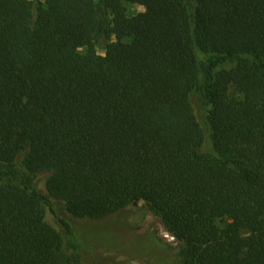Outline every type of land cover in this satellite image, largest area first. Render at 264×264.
Returning <instances> with one entry per match:
<instances>
[{"label":"trees","instance_id":"trees-1","mask_svg":"<svg viewBox=\"0 0 264 264\" xmlns=\"http://www.w3.org/2000/svg\"><path fill=\"white\" fill-rule=\"evenodd\" d=\"M141 201L173 264H264V0H0V264Z\"/></svg>","mask_w":264,"mask_h":264},{"label":"rangeland","instance_id":"rangeland-1","mask_svg":"<svg viewBox=\"0 0 264 264\" xmlns=\"http://www.w3.org/2000/svg\"><path fill=\"white\" fill-rule=\"evenodd\" d=\"M143 12V7L127 4L130 17ZM112 43L114 40L97 43V52L105 55L109 50L108 45ZM199 57L205 67L213 62L204 54ZM235 65V61L227 60L215 70L231 69ZM46 180L47 175L38 179L43 192H46ZM54 208L57 214L49 211L47 215L52 225L67 232L62 219L70 226L65 250L71 264H111L116 257H128L140 264H173L171 254L179 246L178 240L165 227L161 217L142 201L118 214L96 221L74 218L59 203H55ZM60 252L63 256V251Z\"/></svg>","mask_w":264,"mask_h":264}]
</instances>
